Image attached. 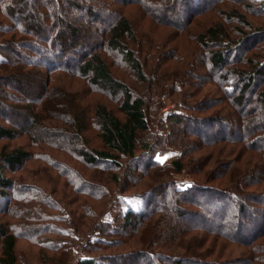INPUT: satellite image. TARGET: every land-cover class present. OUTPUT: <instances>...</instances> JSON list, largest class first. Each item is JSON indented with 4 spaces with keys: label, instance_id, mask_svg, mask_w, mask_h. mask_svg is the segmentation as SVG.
I'll list each match as a JSON object with an SVG mask.
<instances>
[{
    "label": "trees",
    "instance_id": "16d2710c",
    "mask_svg": "<svg viewBox=\"0 0 264 264\" xmlns=\"http://www.w3.org/2000/svg\"><path fill=\"white\" fill-rule=\"evenodd\" d=\"M35 1L0 0L4 16L0 31L8 34L0 39V94L7 91L0 99V119L5 123L0 121V141L23 134L31 144L45 142L78 157L97 175L106 172L110 182L120 183L121 191L130 186L119 178V171L124 178L131 159L144 163L137 177L149 181L150 191L130 194L144 200L141 209L129 206L115 224L104 221L96 226L113 237L127 231L124 236L132 237L135 250L123 255L134 258V264H264V0H61V4L43 0L40 7ZM177 2L181 19L174 9ZM129 4L139 5L142 18L175 26L180 36L191 35L188 27L195 16L211 14V20L192 35L196 66L192 59L181 58L171 43L174 33L154 43L147 31L139 32L135 18L125 13ZM61 5L70 10V17L81 20L78 25L59 15ZM81 5L83 11H78ZM98 21L101 26L94 34L90 27ZM89 35L96 41L81 46ZM162 48L173 55L163 60ZM178 62L183 66L179 68ZM196 62L204 66V73L198 74ZM151 65L159 84L147 75ZM114 66L119 70L114 72ZM35 74L43 78L29 83ZM9 83L12 91L5 89ZM31 83L29 91L36 95L22 100L20 90ZM135 86L148 91L136 94ZM207 87L215 89L214 95L208 90L209 95L198 98ZM164 93L170 103H180L181 112L160 111L168 105L161 100ZM194 97L198 99L189 102ZM205 110L215 111L206 118L195 113ZM13 116L23 123H15ZM155 117L167 123L169 131L152 134L141 143L139 133L151 132ZM45 118L59 125L42 127ZM174 125L183 127L182 132ZM209 128H213L210 134ZM54 129L65 133L58 138ZM92 129L98 146L90 143ZM74 142L82 146L74 147ZM169 146L181 153L162 164L155 155ZM140 155L146 159L142 163ZM32 156L23 146L0 147V264H67L65 243L74 238L73 232H85L69 221L84 215L75 218L62 203L51 205L54 198L40 186L29 187L5 174L6 169L13 174ZM121 158L127 159L126 170ZM155 171L164 173L163 181ZM181 173L188 176L187 183L173 178ZM79 175L74 173L73 190L92 198H103L109 191L86 177L77 186ZM66 177L72 178L69 172ZM135 179L130 181L135 184ZM260 184L261 189L250 188ZM53 210L62 214H52ZM169 214H175L181 228L167 223ZM21 241L36 250L24 251ZM117 241L96 238L87 249L84 246L89 254L78 264H110L92 252Z\"/></svg>",
    "mask_w": 264,
    "mask_h": 264
},
{
    "label": "rangeland",
    "instance_id": "374dc122",
    "mask_svg": "<svg viewBox=\"0 0 264 264\" xmlns=\"http://www.w3.org/2000/svg\"><path fill=\"white\" fill-rule=\"evenodd\" d=\"M43 0H38L37 2L35 1L34 4H36V6L38 5V7L43 5ZM58 3L61 4V0H58ZM31 5V8L35 9V5ZM79 10L78 11H83L82 5L79 6ZM124 7V6H123ZM28 9H30L28 7ZM139 5L136 4H129V5H125L124 10L125 13H128L127 15H130L133 19L135 18V21L137 22L136 24V28L139 30L140 32V28H142V31H147L149 34V37L153 38L154 43H160L158 42L159 40L161 41L162 39H164L165 37L167 38L171 33H174L175 35L172 37L173 41L171 42L172 44H176L177 47V51L179 54L182 55L181 58L184 57L185 60L188 59H192V61H196L198 60V54H196V41L195 38L192 36L194 33H197L199 30V26L200 25H206V22H208L209 20H211V14L208 15H198L195 16L194 19L189 23L191 24L190 27H188L190 29V34H187L186 32H183L180 35H178L177 30L175 29V26H165L159 23H155L151 18L149 17H145L142 18L140 17V13H139ZM174 9L175 11H177V15L181 17H184L183 15H181V11H179V5L178 2L174 5ZM212 14H214V18H218V20H222V16H218L216 15L214 12H212ZM59 15H61L62 17H66L68 20H71L70 22L73 25H78L79 21L81 20H77L74 17H70V10L64 9V7L61 5L60 6V11H59ZM192 15V14H191ZM0 17L3 19L4 16L2 15V13H0ZM226 17H228L226 15ZM93 21H96V19H94ZM228 22H225V24H227ZM141 24V25H140ZM188 24V25H189ZM138 25H140L141 27H139ZM232 25H235V23H233ZM231 25V26H232ZM100 22H96L95 24L93 23L91 25V30H93L94 34H96V32L98 33V30L100 28ZM141 31V32H142ZM8 34H6L5 32H3L2 30L0 31V39L3 36H7ZM98 36V35H97ZM82 40V39H81ZM96 41V36L95 35H89L86 38H83V40L81 41L80 45L81 46H87L91 43H94ZM79 45V44H78ZM73 45H71L70 47H72ZM80 46V47H81ZM166 49L161 50V54L160 57L164 60L166 58V56H168L169 58L173 55V53H169L168 55ZM2 56L0 55V58ZM168 60V59H167ZM172 61V60H171ZM174 62V61H172ZM205 63V60L203 61ZM198 65V74H202L205 71L203 70L204 66L202 64H199V62H196ZM178 66L179 68L183 65L179 64L178 62ZM185 66V63H184ZM196 66L195 62L193 64V67ZM114 69L116 71L119 70L118 66H114ZM197 73V71H195ZM38 74V73H37ZM37 74L33 75L32 78H29V83L30 81H37L38 78H43L42 76H36ZM156 74L157 71H155L153 69V66L151 65L150 67L147 68V75L151 77V79L156 80L155 83L159 84V80L156 78ZM124 80H127L128 82H130V85L132 86V84H134L133 80L131 79H127L126 77H123ZM39 81V80H38ZM31 84H29L28 87H24V91L20 90L22 92L21 97L22 100H24L26 97L30 98V97H34L36 95V92H30L29 89L31 88ZM170 84H167V86H169ZM212 85V84H211ZM13 84L9 83L7 84V86H5L6 90H11ZM134 86V85H133ZM134 88V87H133ZM142 87H136L134 88V93L136 94H141V95H145L148 91V88H142ZM4 90V89H3ZM210 91L212 93H210V95H214L215 93V89L211 88V87H207V89H205L204 91L200 92L198 96V98H202V96L208 94L207 91ZM12 91V90H11ZM214 91V92H213ZM15 92V91H14ZM187 92H191V90L187 89ZM186 92V93H187ZM4 95L7 94V91H4ZM1 95V94H0ZM4 95H1L0 99L3 100V98H5ZM19 96V97H20ZM161 100L163 102H165V105L168 104V108L167 109H172L174 108V110H177L179 112H181V105L179 102L176 103H170V99L169 96L164 93L163 95L160 96ZM178 98L180 97V95L177 96ZM176 98V96H175ZM198 98L194 97L193 100L189 99V102H195V100H197ZM60 101L59 98H56ZM114 101V100H112ZM26 101H24L25 103ZM170 103V104H169ZM254 102H252L253 104ZM64 104V102H63ZM157 104L154 102V107ZM112 106V105H111ZM166 106V107H167ZM242 107L245 108V106L243 105ZM250 107V106H249ZM64 108V107H63ZM63 108L61 111H63ZM160 111H166L163 108ZM215 111V110H210L209 112L202 111V112H195L196 115L201 116V118H206L211 116V112ZM60 110L57 109L55 110V113H59ZM20 115H25L24 111H19L17 112ZM60 114V113H59ZM159 112H158V118H159ZM12 120L17 123V124H21L23 122H21L20 117H12ZM0 121L5 124L1 119ZM154 123L152 124L151 127V132L150 129L148 130V132H142L139 133L140 137L139 140L142 143L145 139H147L148 137L151 138L152 134H156V133H167L169 131V127L167 125V123L163 124L162 121L160 119H157L156 117L154 118ZM236 123H238V121H235ZM232 123H234V119L232 121ZM163 124V125H162ZM59 125L58 123H56L54 120H51L49 118H45L44 120L41 121V126L42 127H46V128H56V126ZM63 126L64 129L68 130L69 127H65L64 125H60V127ZM230 128H237V126H233L230 125L228 126ZM211 129L213 128H209L207 130H209L208 134L211 133ZM174 130H183V127H181L180 125H174ZM203 131H206L203 129ZM90 132V131H89ZM54 133L57 134L58 138H61L62 135H64V133H62V131L57 129H54ZM91 139H90V143L92 144H99V140L96 136V131H94L93 129L91 130ZM64 140H66L67 142H72L71 140H68L64 137ZM75 144H73L74 147H77V145L82 146V144H79L74 142ZM1 145H7L9 148L14 146V145H18V146H23V148L25 150H28L29 153L31 155H33L20 169H18L17 171H15L13 174L11 171H8L7 169L5 170V174L7 175H13V177L19 179V182L21 183H26L29 184V187H33V186H40L46 193L47 195H50L52 198H54V200L51 201V205H54L58 202L62 203L64 206H66V209L68 210V212L74 216L75 218L77 217L78 214H83L84 217H82L80 220H78V218H76V220L74 219L73 221H69V223L72 225V223L74 225H76L80 230L85 231L83 233H75L73 232V239H68L70 241H67L68 243H65V246L67 247V249L69 250V259L67 261V264H78L80 258H84L87 257V255L89 254L86 250H84V246L86 245V249L89 247L88 245L93 244V241L96 240V238H117V242L115 246H110V247H100L96 250H94L92 252V254H97L100 255L102 257L105 258V260H108L110 262V264H134L135 263V259L131 258L130 256H124L123 253L127 252V251H132L135 250L133 249L132 245V237L126 238V236H124L126 232L119 234L116 237H113L112 234H104L102 232V230L97 229L96 226L97 224H99L100 222H111L112 224H115L117 218L123 214V212L127 209V207L131 206L135 209H139L141 206L140 203L144 202V200H140L139 197L136 196H132L130 195L132 192H136V193H145L147 192L146 190H149V181L147 182V179L143 178L142 180L138 179V175L140 173H138V168H140V165H144V163H142L143 161H145V158H142V155L139 156V158H141L139 160L140 163H137V161L135 160H130L129 164L131 165L130 170L128 172V174L124 175V178H122V171H119V178H121L122 182L124 183V181L126 180L129 183L130 188L129 189H125L123 191H121V186L120 183L118 182H110L109 178L106 176V172H104V174H100L97 175L94 173V170L92 168H89L87 166H85L81 161L78 160V157H74L71 154H65V152H61V151H57L55 149L52 148V146H50L49 144L45 145V142H38V143H33L31 144L30 140L23 134H20L18 137H14L13 139H2V141H0V147ZM84 145V144H83ZM100 146V145H99ZM137 155L141 154V150L139 149L137 152ZM181 153V149L177 148V147H173V146H169L166 147L165 151H163V153H157L155 155V159L158 160L160 163L162 164H167L170 163L171 160H173L174 158L178 157L179 154ZM48 154V158L44 159V156ZM50 155V156H49ZM44 159V160H43ZM121 161L123 163V166L126 165L127 159L125 158H121ZM63 162V163H62ZM128 165V164H127ZM123 166L121 167V170H123ZM36 167V168H35ZM127 169V166H125V170ZM133 171H135V173H133ZM66 172H69V174L71 175V180H69L66 177ZM74 173L75 175L80 174L79 177L76 178L78 179L77 181V186L81 185V180L80 178H87L88 181H96V182H100L102 184H105V186H107L109 188V191L105 194V196L103 198H92L91 196H85V193H79L78 191L73 190V186L75 185L73 184V177H74ZM85 175V176H84ZM154 175L158 176V180L163 181L164 180V173L160 172V171H155ZM133 176V177H132ZM136 177V183L133 184L130 179L131 178H135ZM196 176V178H199V175L196 174L194 175ZM102 178H104V181L102 180ZM173 178L178 179L180 181H182V183H187L186 178H188V176L186 174H174ZM147 182V183H146ZM148 184V185H147ZM263 184L260 185H253L250 186L251 189H255V188H262ZM87 188V186H86ZM75 189V187H74ZM79 189V188H78ZM80 191V190H79ZM150 191V190H149ZM151 196V193L149 195V197ZM73 202V203H71ZM147 202V201H146ZM85 203L87 204L86 207H82L81 204ZM264 206V204H263ZM91 209L92 211L89 213L87 209ZM141 209V208H140ZM53 212L52 214H62L57 213V211H51ZM93 212V214H92ZM85 214H90L89 216H86ZM168 222L167 223H174L176 226H180V228L182 227L180 225V222L177 220L178 218L175 217V214H169L168 217ZM256 219V218H255ZM259 218H257L256 220H258ZM180 220V219H179ZM159 223V222H158ZM157 223V224H158ZM165 221L160 222L159 224H164ZM183 224H186V222L184 221ZM59 228L65 230V225L64 223H61L59 221L58 223ZM117 225V224H116ZM116 225H111V229H114ZM68 228V227H67ZM66 228V229H67ZM179 228V227H178ZM71 230L70 228L67 229ZM21 247L24 249V251H28V253H31L32 251H35L36 248L34 245L30 244L29 242H23L21 241ZM78 249V254L75 253V250ZM229 250V248L226 249V252ZM81 255V257H80ZM80 257V258H79ZM74 260H76V262H74Z\"/></svg>",
    "mask_w": 264,
    "mask_h": 264
},
{
    "label": "built area",
    "instance_id": "2783aa9c",
    "mask_svg": "<svg viewBox=\"0 0 264 264\" xmlns=\"http://www.w3.org/2000/svg\"><path fill=\"white\" fill-rule=\"evenodd\" d=\"M167 108H168V106H167V107L165 106L163 109H164V110H167ZM75 253L78 254V249L75 250ZM80 257H81V255H80ZM80 257H79V258H80ZM81 258H82V257H81ZM81 258H80V259H81ZM74 262H76V260H74Z\"/></svg>",
    "mask_w": 264,
    "mask_h": 264
}]
</instances>
